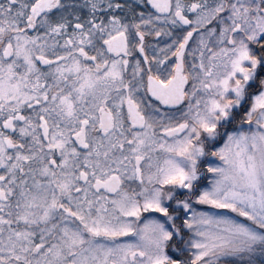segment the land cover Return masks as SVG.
Segmentation results:
<instances>
[{
  "label": "snow or ice",
  "instance_id": "1",
  "mask_svg": "<svg viewBox=\"0 0 264 264\" xmlns=\"http://www.w3.org/2000/svg\"><path fill=\"white\" fill-rule=\"evenodd\" d=\"M0 264H264V0H0Z\"/></svg>",
  "mask_w": 264,
  "mask_h": 264
}]
</instances>
